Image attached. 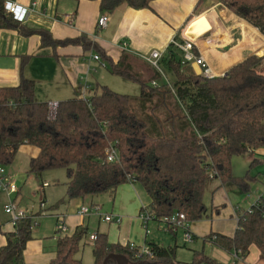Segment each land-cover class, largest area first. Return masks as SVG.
I'll return each instance as SVG.
<instances>
[{
  "label": "trees",
  "instance_id": "16d2710c",
  "mask_svg": "<svg viewBox=\"0 0 264 264\" xmlns=\"http://www.w3.org/2000/svg\"><path fill=\"white\" fill-rule=\"evenodd\" d=\"M96 1L102 15H112L122 5L149 8L153 0ZM219 1L264 36V0ZM7 10V0H0V29L15 30L25 37L37 35L42 47L54 50L81 46L95 52L111 75L140 86L136 97L103 86L100 93L86 99L57 103L55 111L49 103L35 100L33 80L22 77L18 86L0 88V165H12L19 149L30 145L38 155L30 159L29 175L66 171V196L50 211L73 200L114 197L120 186L138 183L151 199L142 214L160 223L178 213L192 224L207 217L203 198L210 180L217 181L218 188L231 186L250 192L259 175L237 177L232 162L235 157L264 149V74L258 72L264 56L247 59L224 77L205 78L186 69L181 52L170 45L160 66L175 81L158 84L163 76L144 60L123 53L113 63L87 35L57 40L48 30L25 27ZM136 100L142 108H135L142 114L133 108ZM148 103L153 105L148 108ZM110 151H115L114 162H108ZM255 165L256 161L250 163V169ZM33 219L30 215L20 219L6 234L0 264H25V248L33 239ZM56 235L57 256L51 264H83L75 256L87 229L77 228L73 235L63 236L56 231ZM96 237L94 264H103L109 254L123 255L131 264H184L176 261V246L150 243L146 246L150 255H143L139 248L109 243L103 233ZM204 241L235 253L240 260L255 246L264 261V195L250 209L238 211L232 237L211 233ZM190 264L215 261L204 250L193 251Z\"/></svg>",
  "mask_w": 264,
  "mask_h": 264
},
{
  "label": "crops",
  "instance_id": "0c3cea01",
  "mask_svg": "<svg viewBox=\"0 0 264 264\" xmlns=\"http://www.w3.org/2000/svg\"><path fill=\"white\" fill-rule=\"evenodd\" d=\"M12 2L17 3L18 10L15 16L22 18V24L25 27L48 30L57 40L87 35L113 63H117L123 53L131 54L144 61V58L153 51H158L163 57L173 40L182 41L183 32L186 37L195 39L197 44L205 41L209 48L220 51L231 44V30L244 21L222 5L219 0H153L149 8L142 10H136L127 5L120 6L112 15H107V27L99 29L98 20L102 14L100 2L96 0H7L8 8ZM245 46L250 48L246 55H242L241 51H246L243 50ZM197 53L202 56L200 48ZM254 53L260 57L264 51L257 52L251 45L237 47L231 53L221 56L213 68L217 72L226 73L231 66ZM95 56H98L95 52L85 51L81 46L58 47L56 50L42 47L40 37L37 35L25 37L15 30L0 29V88L16 87L24 77L35 82V100L39 103L57 104L72 99H86L100 93L103 86L116 83L114 79L108 77L115 76L108 72L101 60H95ZM228 62L231 64L228 65ZM194 65L192 63L185 68H191L195 73ZM164 75L169 82L168 77L172 74L164 73ZM174 81L175 78L169 83ZM158 84L161 83L158 81ZM34 153L36 155L37 152L34 151ZM248 155L247 163L256 161V164H263L264 149ZM255 155L261 156L262 160L255 159ZM234 168L233 165V171H235ZM258 181L264 185V175L258 176L256 182ZM218 185V183L215 185L212 194L214 203L210 216L207 215L206 219L189 225L190 233L194 238L192 242L203 238V250L206 244L214 246L204 241V238L211 233L232 237L237 229L238 211L250 209L263 195L262 192L258 193V190L252 192L250 197L244 193L246 195L244 203L248 204L247 206L234 207L230 204L228 208V193L235 188L231 186L218 188ZM228 188L232 189L228 191ZM240 194L243 193L240 192ZM99 197L73 200L61 206L57 210L59 214L55 216V228L40 231L37 234L33 232V239L25 248V264H51L56 259V242L59 238L56 235L58 216L63 218L68 229L65 235H73L77 228H83L87 229V235L84 238L87 239L89 236L91 242H93L90 239L92 235L103 233L107 235L109 243L115 245L126 246L133 243L139 249L150 243L158 245L149 238L151 232L148 229L149 233H147L140 218L141 211L151 203L150 197L141 184H124L117 189L114 197L107 195L109 208L105 213L101 211L100 213L112 215L114 220L111 222H106L104 216L93 212L89 215H79L82 207L99 206L94 203L95 198ZM86 202L89 204H85ZM229 220L231 221L226 222ZM222 222L234 223L231 232H223L224 234L217 232L216 228ZM93 223L97 225V228L88 234ZM155 223L158 224V222ZM149 224L150 222L147 228ZM12 231L10 221L4 222L0 217V248L6 244V234ZM173 233L174 236L177 235V232ZM230 254L234 257L236 255ZM75 259L80 260L77 255ZM238 261L243 264H264L255 246L250 248L245 260L235 259L236 264Z\"/></svg>",
  "mask_w": 264,
  "mask_h": 264
},
{
  "label": "rangeland",
  "instance_id": "374dc122",
  "mask_svg": "<svg viewBox=\"0 0 264 264\" xmlns=\"http://www.w3.org/2000/svg\"><path fill=\"white\" fill-rule=\"evenodd\" d=\"M249 48L250 47L245 46L243 50L246 51H241L242 55H246L247 50ZM263 56L264 54H262V56L260 57ZM229 63L230 62H228L227 64L229 65ZM163 71L166 75H168L167 69L163 68ZM258 72L264 74V62L261 68L258 69ZM108 77L110 79H114V81L116 82L115 85H111V86L107 85L111 90L120 94L130 95L134 97L140 95L139 84L117 76L113 77L109 75ZM168 79L170 82L174 80V77L171 75L168 77ZM163 81L165 80L162 78L161 80H159V83H162ZM99 92H101V90ZM155 102L156 101H154V103ZM132 104H133V108L137 112H139L138 109H136L135 107L140 108L142 106L141 103L136 100ZM148 104H149L148 108L151 105H153V103H148ZM148 112L150 113V110H148ZM34 151L37 152L36 155ZM37 155H38V150L35 147L30 145L22 146L19 149L13 164L6 167L9 177L11 178V180H13L16 183V185L20 189V194L14 197L15 204L17 205V209L19 211L27 213L28 215L32 214L30 216H33L34 218L33 219L34 234H37L40 231H49L52 228L56 227L55 216L59 213L57 210L50 211L49 208L55 205L57 202H59L66 196L67 188L65 183L68 180L66 171L63 169L47 171L43 173L42 177H38L36 175H29L28 171H29L30 159ZM247 155L248 154L235 157V161L232 162V165L235 166L234 168L235 171L233 172L237 176H245L248 172L250 173L251 176L257 174H259V176L264 175L263 164L259 163L256 164L252 169L249 168L250 162L247 163L246 160ZM254 157L255 159L262 160L261 156L255 155ZM44 183L49 184V187L43 188ZM217 183H218L217 181L210 180L207 183L206 190L204 193L203 201L206 206V211H207L206 214L208 216H210L211 207L212 204L214 203V195L212 194L214 193L215 185H217ZM229 189L232 188H228V191ZM250 190H252L250 194H253L252 192H255V190H258V193L259 192L264 193V185L261 183V181H258L256 183H253V185H251ZM245 196L246 195H244V193L240 194V192H238L236 189L229 191L228 193L229 203H227V207L229 208L230 204L231 206L234 205V207H237L238 205L247 206L248 204L244 203ZM42 200H44V204H41ZM94 203L99 204V206L101 207V213H105V211H107V209L109 208L107 195L103 196L102 198L101 197L95 198ZM85 204H89V202H86ZM5 205H8V198L5 194H1L0 217L2 218V221L4 222L10 221L11 223V219L9 215H6L4 213ZM230 221L231 220L226 222H230ZM232 226H234V223L232 222L231 223L222 222L218 224L216 229L218 230L217 232L224 234L223 232H231ZM95 228H97V225L93 223L90 226V230L88 231V234H91L95 230ZM148 229L151 232V237L149 238L153 239L154 242L157 243L158 245L164 247H172V248L176 246L177 249L175 256L177 262L190 264L193 260V251L203 250V238L197 239V241L195 242L186 243L184 241L183 230H178L177 235L174 236L173 235L174 233L170 231L164 223L157 224L153 221L150 222ZM204 251L212 260L215 261V264H236L235 257L232 254L220 249L217 246H211L209 244H206ZM77 258L80 259L83 264H94L95 262L94 247H93V242L89 240V236H87V239L84 238L83 241L81 242L80 250L77 254ZM237 264H243V263L238 261Z\"/></svg>",
  "mask_w": 264,
  "mask_h": 264
},
{
  "label": "built area",
  "instance_id": "2783aa9c",
  "mask_svg": "<svg viewBox=\"0 0 264 264\" xmlns=\"http://www.w3.org/2000/svg\"><path fill=\"white\" fill-rule=\"evenodd\" d=\"M34 6H36V4H34ZM17 10H18L17 3L12 2L9 5L7 12L9 14L16 15ZM20 20L22 21V18H20ZM107 22H108V16L102 15L98 20V28L99 29L106 28ZM171 45H173L175 48H177L181 52L183 64L190 65V64L194 63L196 66H198L200 68L201 76H203L205 78H219V77L225 76L224 72L223 73L216 72L214 70V68L207 63L205 58L197 53V51H199L198 44L196 43L195 39L186 37L185 32H183L182 41H178L177 39H175L172 41ZM94 59L100 60L98 56H95ZM144 59L147 63H149L151 66H153L163 76V79H165V81L167 83H169L168 80L166 79L165 75H164V72H163L161 66H160V61L162 59L161 53H159L158 51H153L148 57H145ZM152 85L156 86L157 84L155 82H153ZM49 108L51 111H55L57 108V104L56 103H50ZM114 161H115V151H110L108 153V162H114ZM262 163L264 165V158H263ZM48 186H49V184H47V183L43 184V188H46ZM19 191H20V189L18 188L16 183L14 181H12L11 178L9 177L7 170H6V167L0 165V195L5 194L8 198V205H5L4 212L11 217V223H12L13 227H16L17 222L20 219H24V218H27L29 216L27 213L19 211L17 209V205L15 204V198L14 197H16L19 194ZM263 195H264V193H263ZM247 196L250 197V193H248ZM259 199L260 198H258L256 200L254 205L258 202ZM100 211H101V209L99 206H94L92 208L82 207L79 211V215H81V216L89 215L90 213L93 212V213H96L97 215L104 216V220L106 222H111L114 220V217L112 215H102L100 213ZM140 218L142 220L143 226L145 227V230L147 231V233H149L147 225L149 222L152 221L151 216L148 214H142L141 213ZM160 223H164L168 227V229L171 230L172 232H177L178 230H183L184 241L186 243L192 242L193 236L189 230L190 224L187 223L185 215L175 213L169 217L162 219ZM57 231H59L60 235H65L68 231L66 225L64 224L63 218L59 217V216H58V222H57ZM96 238H97L96 235H92L90 237V239L92 241H95ZM128 246L130 247L131 250L138 248L133 243L128 244ZM140 250H141L140 254L150 255V252L146 247H144ZM235 259L238 260L237 255H235Z\"/></svg>",
  "mask_w": 264,
  "mask_h": 264
},
{
  "label": "water",
  "instance_id": "95a60500",
  "mask_svg": "<svg viewBox=\"0 0 264 264\" xmlns=\"http://www.w3.org/2000/svg\"><path fill=\"white\" fill-rule=\"evenodd\" d=\"M231 44L223 50L220 51H214L211 48L207 46L205 41H200L198 43V46L200 48V52L202 56L205 58L207 63L213 67L215 62H217L221 56L231 53L233 49L244 46V45H259L262 44L264 40V36L261 34V32L247 23L245 20L241 22L239 26L231 30ZM257 56L256 53L249 55L245 59L241 60L240 62L234 64L229 68V70L225 73V75L232 70L237 65L241 64L242 62L246 61L247 59ZM193 69L195 71V74L197 76H201L200 68L196 65L193 66ZM217 72V71H216ZM103 264H131V262L123 255L120 254H109Z\"/></svg>",
  "mask_w": 264,
  "mask_h": 264
},
{
  "label": "bare ground",
  "instance_id": "6f19581e",
  "mask_svg": "<svg viewBox=\"0 0 264 264\" xmlns=\"http://www.w3.org/2000/svg\"><path fill=\"white\" fill-rule=\"evenodd\" d=\"M263 43H264V40L262 42V44H259V45H251L253 48H256L257 52H260L261 50L264 51V47H263Z\"/></svg>",
  "mask_w": 264,
  "mask_h": 264
}]
</instances>
